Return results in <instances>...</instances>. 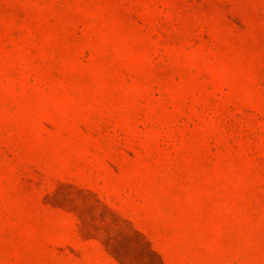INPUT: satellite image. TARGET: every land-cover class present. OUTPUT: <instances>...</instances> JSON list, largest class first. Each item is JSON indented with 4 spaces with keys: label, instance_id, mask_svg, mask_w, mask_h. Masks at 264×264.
<instances>
[{
    "label": "rangeland",
    "instance_id": "374dc122",
    "mask_svg": "<svg viewBox=\"0 0 264 264\" xmlns=\"http://www.w3.org/2000/svg\"><path fill=\"white\" fill-rule=\"evenodd\" d=\"M0 264H264V0H0Z\"/></svg>",
    "mask_w": 264,
    "mask_h": 264
}]
</instances>
